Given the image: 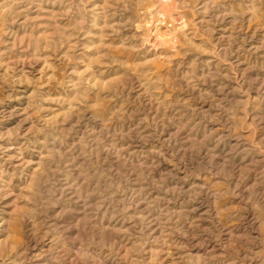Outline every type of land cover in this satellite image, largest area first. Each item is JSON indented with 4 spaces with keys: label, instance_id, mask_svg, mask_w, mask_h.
I'll use <instances>...</instances> for the list:
<instances>
[{
    "label": "rangeland",
    "instance_id": "rangeland-1",
    "mask_svg": "<svg viewBox=\"0 0 264 264\" xmlns=\"http://www.w3.org/2000/svg\"><path fill=\"white\" fill-rule=\"evenodd\" d=\"M0 264H264V0H0Z\"/></svg>",
    "mask_w": 264,
    "mask_h": 264
}]
</instances>
